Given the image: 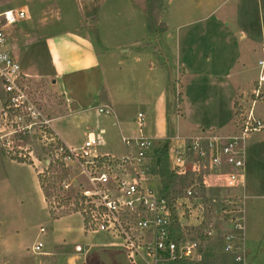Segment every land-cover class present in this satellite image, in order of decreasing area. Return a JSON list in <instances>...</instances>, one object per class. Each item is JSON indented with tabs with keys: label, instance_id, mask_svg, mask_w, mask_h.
I'll use <instances>...</instances> for the list:
<instances>
[{
	"label": "rangeland",
	"instance_id": "obj_1",
	"mask_svg": "<svg viewBox=\"0 0 264 264\" xmlns=\"http://www.w3.org/2000/svg\"><path fill=\"white\" fill-rule=\"evenodd\" d=\"M19 1L24 0H12L13 3L8 2L4 8L13 7ZM33 1L36 4L31 6L23 4L27 10L25 17L18 20L10 28L15 36L22 40L20 54L18 53L14 60L22 69L28 68L26 71L31 76L30 79L28 78V86L37 103L41 105L48 116L56 117L67 111L65 100L62 98V94L50 86L49 78L37 77H48L49 74L58 69V66L52 62L54 51L49 48L46 38L51 34H64L67 29L70 30L69 24L71 22L83 16L80 12H71L70 9L75 3L73 0ZM131 1H135V4L139 2L138 4L142 8L145 6L144 0ZM202 1L204 0H163L165 15L161 20L165 23L166 30L158 34L152 33L148 28L144 8L143 15L128 11L130 15L128 17L127 11H108V5L114 6L115 3H119L108 0L105 4L107 8L103 9L107 11L103 12L102 10L104 19L95 13L98 19L97 26L92 29L87 27L88 29L83 31L92 46L91 48L84 46L82 49L88 53H94L95 58H97V65L94 64V58L93 62H87L84 56L77 51L79 60L76 61L77 65L75 66L80 76L79 84L83 89V93L82 91L81 93L84 96L82 97L85 104H79V107L74 109H78L80 106H83L82 108L87 107V109L83 113H72L56 122V125L61 126L65 131V137H67L69 144L75 148L79 147L88 131H97L96 128L99 123L101 127L104 126L107 130L104 135L105 141L103 145L95 147L92 153H109L122 156L126 154V149L120 140V136L122 134V136L130 137L138 131V113L143 114L142 130L145 135L152 138L154 134H159L158 131L163 126L164 131L160 134L171 137L170 139L179 138V143L186 138L195 136L209 138L211 137L210 128L213 127L224 132L226 130L222 127L232 125V120L235 119L232 111L233 103L230 101V96L227 95L231 86L229 84L228 86L222 79V74L228 67V60L219 56L224 50L223 25L220 23H223L221 18L225 14L221 9L216 15L211 14L212 17L209 15L211 28L209 32L204 31L205 23L201 21L191 22L207 16L208 12H203L198 6ZM220 2L223 5L226 0ZM228 2L230 1L226 3ZM216 3L219 4L217 1ZM261 9L264 13V1L261 3ZM157 14L158 10L154 11V15ZM220 19L221 22H219ZM196 23L200 24L194 26ZM213 23H219L221 26ZM262 25H264V18ZM257 28L255 29L256 33ZM33 36L36 39L32 41ZM126 37H131V44L124 43L123 38ZM144 37L145 41L137 42ZM196 37L200 43L198 40L195 43ZM254 39V45H257V53L248 57L250 65L247 64L246 66L249 76L243 81L245 83L241 87L242 94L238 98L246 110L251 105L252 113L264 121V101L255 100L253 102L250 100L252 91L255 92L256 90L250 80L259 72L256 61L262 57L259 45L264 41V34L263 37L258 34ZM11 42L13 41L11 40ZM7 44L6 42L3 47H0V50L9 48V44ZM208 46H210L209 51L211 53L207 51ZM218 49L221 52L214 56V52ZM125 50L128 51L123 52ZM96 52L98 55L95 54ZM8 54L14 58L13 54L10 52ZM79 61L81 64H78ZM68 85L66 93L74 104L79 92L74 87V80ZM259 91L264 97V84L260 85ZM2 95L0 80V109L2 108ZM178 95H181L182 98L179 105H177ZM106 100L111 102L116 118L123 122L118 121V126L111 124L112 120L108 114H96L95 112V108ZM180 112L187 118H194L190 120L199 122L201 127L196 128V130L201 131V128H204L207 133L181 136V132L177 130L176 122L182 121ZM229 115L231 118L224 120ZM164 121L167 124H163ZM259 135L252 133L250 138ZM160 143L162 144L163 141ZM18 144L27 148V151L31 153L26 155L27 162H18L12 159L9 154L8 156L5 155V151L0 149L3 151L1 152L2 161L0 158V264H41L42 261L44 264H51L50 262L61 257L62 252L68 251L79 253L87 262V252L95 251L100 242H106L110 245L117 243L116 247L121 249L123 253L126 252L119 240L105 232L87 233L84 230V220L80 213H73L54 220L52 215L64 214L66 206L63 208L62 205L61 210H59L60 208L54 207V204L56 205L54 199L50 198L51 205H53L50 209L51 211L53 209L51 214L44 203L36 170L44 171L49 163L58 170L59 166L55 163L58 156L52 149L44 147L35 135L18 142ZM257 156L256 154L247 155V165L251 172L245 185L248 187L249 183L252 193L254 191L263 195L264 173L260 175L259 180L255 178L256 166L259 165L255 160ZM46 161L49 163L47 164ZM62 163L66 168L67 176L56 182L55 194L61 193L62 197L71 198L74 195L76 185L82 183L81 180H84V177H75L79 174V169L74 158L67 162L74 175L70 174L69 176L65 161ZM153 163H155V158ZM192 163V159H189L186 167H180L179 170L181 173L188 172L189 183L192 179L193 183L198 184L196 192L199 196L206 200L209 194L218 196L223 193L222 178L212 176L209 173L203 175L202 169L193 172ZM169 164L172 167L170 159ZM153 175L156 176L153 177L154 181L151 180L150 183L154 184V189H160L157 183L155 185V181H160V178L156 173ZM197 177H201V179L197 180ZM64 181L68 182L70 187L63 190L61 184ZM83 184H86V181ZM188 187L190 185H187L185 189ZM247 203H250L249 207H247ZM180 208L181 211L178 213L181 215V226L184 232L188 229L202 232L210 225L216 228L217 233L215 232L214 237L200 240L201 253L206 262H227L221 259L222 252L220 250L221 237L226 226L222 224L217 209L213 207L208 210L203 226L198 229L195 226L197 220H195L194 212L189 214L185 206ZM246 221H249L256 230V240L262 246L260 264H264V200H258V202L246 200ZM40 227H43L44 232H40ZM249 231L247 232L248 242L251 241L253 235ZM195 234L196 232H189L186 235L191 237ZM36 241L42 243L38 252L33 250ZM76 246L81 247L80 252L76 251ZM99 259H103V257ZM127 259L132 264H144L139 258L131 261L127 256ZM252 259L255 257L253 256ZM53 264H57V262Z\"/></svg>",
	"mask_w": 264,
	"mask_h": 264
},
{
	"label": "built area",
	"instance_id": "obj_2",
	"mask_svg": "<svg viewBox=\"0 0 264 264\" xmlns=\"http://www.w3.org/2000/svg\"><path fill=\"white\" fill-rule=\"evenodd\" d=\"M25 17L22 9H10L0 14V47L7 41V29ZM262 57L258 60L261 69L258 85L264 84V42ZM31 76L21 71L19 64L6 52L0 50V80L2 84V108L0 109V149L9 156L25 159L31 153L18 142L35 135L44 147L52 149L60 160L67 162L74 158L78 176L82 183L76 185L70 198L71 207H76L84 220L87 232L102 231L119 240L131 261L141 259L145 264H170L177 260L200 261V239H182L176 242L171 235L172 209L176 211L181 226L180 207L185 206L189 214L194 212L195 226H203L210 208H216L218 216L226 226L221 237L223 252L232 257L230 262L207 264H245L244 256V197L230 193L237 186L244 171V146L254 132L264 128L263 121L252 113V106L246 110L239 106L235 116V132L230 136L211 133V137L169 139V159L172 168L181 173L192 159V171L202 169L203 175L222 178L223 193L207 195L205 200L196 192L197 183L185 190V195L170 203L154 189L152 170L158 163L156 149L162 144L142 131L143 114L138 113V133L133 137H121L126 154H93L95 147L104 144L100 135L88 136L77 148L58 145L51 129L53 116H48L37 103L28 86ZM259 96V90L255 92ZM97 112L109 114L110 108L102 106ZM155 158V163L153 159ZM48 164L49 161H46ZM205 177V176H203ZM86 181V184H83ZM64 181L61 188L68 189ZM60 194V195H59ZM58 196L62 197L61 193ZM54 199V198H53ZM188 213V212H187ZM182 227V226H181ZM183 228V227H182ZM40 232H44L40 227ZM216 228L207 226L202 234L206 239L216 235ZM41 242L33 246L40 251Z\"/></svg>",
	"mask_w": 264,
	"mask_h": 264
},
{
	"label": "crops",
	"instance_id": "obj_3",
	"mask_svg": "<svg viewBox=\"0 0 264 264\" xmlns=\"http://www.w3.org/2000/svg\"><path fill=\"white\" fill-rule=\"evenodd\" d=\"M107 1L108 0H73V3L75 2L76 4L74 3V6L72 5V8L70 9L71 12L72 13L80 12V13H82L83 17L76 20V21L71 22L69 24L70 30L67 29L64 32V34H62V35L51 34V36H47V38H46L49 48L54 51V54L52 56V62L58 66V69L56 72L49 74L48 77L47 76L46 77L37 76V77L49 78L50 79V86L54 90H56L60 94H62V96H63L62 98L65 100V108L67 111L64 112V114H61L59 116H56V117L54 116V118L52 119L50 124H51V129H52L53 133L55 134V136L58 138V140L61 141L65 146H68V147H74V146L69 144V142L67 141V137H65V133H64L65 131L62 129L61 126H57L56 122L66 118L67 116L71 115L72 113H74V114L83 113L84 110L87 109V107L82 108L83 106H80V108H78V109H74L76 107H79V104H83V105L85 104V102L83 100L84 96L82 94L83 89L81 88V85L79 84V80H80L79 77L80 76H79L78 72L76 71V67H75L77 65L76 61L79 60V58L77 56V51H79L80 55L84 56L85 61H87V62L92 61L93 62V58H94V64L97 63V60H96L97 58H95L94 53H88V52H86L85 49H82L84 46H86L87 48H91V46H92L91 42L88 40V38H86L83 31L88 29V28L92 29L94 26H97L98 19H97V14H95V13H98L100 18L104 19V15L102 13L107 11V10H103L107 7H108V11H111V12H116V11L126 12L127 11V15H129L128 11H130V12H133L134 14H139V15L142 14L143 15V8L140 4H138L139 2H136V4H135L134 3L135 1L132 2L131 0H113V1H116L119 3H117V4L115 3L114 6H111V5L107 6V5H105ZM109 1H111V0H109ZM216 1L219 2V4L216 3ZM220 1L221 0H204V1H202V3L198 4V6L201 7L203 12H206V13L208 12L207 16H203V18H201V19L198 18L196 20H192L191 22L201 21L202 23H205L203 29H204V31L207 30L206 32H209V29L211 28L210 21H209V15L212 17L211 14L216 15V13H218L221 9L224 11L225 15L222 16V18H221L223 23H220L221 25H223V33H224V50L222 51L223 55L220 53L221 52L220 49L215 51L213 55L215 56L216 54L220 53L219 56L227 58V60H228V67H227V70L222 74V77H223L222 79H223V81H225L227 83V85L229 84L231 86V90H229L227 95L230 96V101H231V103H233L232 104L233 105L232 111H233V115L235 116L234 103L237 102L238 107L243 106L242 102L239 101L238 96H240L242 94L241 87H243V84L245 83L243 81H245L247 76H249L248 71H247L248 67L246 66L247 64L250 65V62L248 61V57L252 54L255 55L257 53V45H254V43H255L254 38L258 34H260L261 37H263V34H264V25H262L264 13L262 12V9H261V3L264 0H226V2L227 1H230V2H228V3L225 2V4H223V5H221L222 2H220ZM8 2L13 3L12 0H0V14L4 11L10 10V9H22L26 13L27 10H26L25 6H23V4L30 5V6L33 4H36L33 0H26V1L24 0V1H19L18 4L16 3V5L13 7L4 8V5L8 4ZM102 10H103V12H102ZM164 15H165V7H164V12H163L162 18L164 17ZM128 17H130V15ZM221 19L219 20V22H221ZM215 22H217V21H215ZM199 24L200 23H196V24H194V26L199 25ZM213 24L220 25L219 23H213ZM257 26H258V28H257ZM10 28H12V27H9L7 29L8 36H7V41H6L9 44V48H6L5 51L13 54L14 55L13 59H15L16 55L18 56V53L20 54L19 51H20V47L22 45V40L18 39L15 36L14 32L12 30H10ZM256 28H257V33L255 30ZM35 39H36V37L33 36L32 41ZM123 39L125 41L124 43H126V44L132 43L131 37H129V38L126 37ZM11 40L13 42H11ZM142 40L145 41L146 40L145 37L141 38L137 42H142ZM193 40H194V38H193ZM197 40H198V43H200V40L197 37H196L195 43L197 42ZM263 42L261 45H259L261 47V51L263 48L262 47ZM209 48H210V46L207 47L208 52H210ZM80 51H84V52H80ZM126 51H128V50H125L123 52H126ZM176 53L178 54V52H176ZM95 54L98 55L97 52ZM262 54H263V52H262ZM259 59H261V57L258 58L256 61V64L258 67H259V65H258ZM78 64H81V62L79 61ZM149 66H150V64H149ZM20 68H21V66H20ZM26 69H28V68L27 67H25V69L21 68V71L25 74L30 75L28 73V71H26ZM260 71H261V69L259 67L258 74L256 76H253L250 80L253 82V84L255 86V89H256L255 92L257 90H259V87H260L258 85V77H259ZM189 75H191V74H189ZM73 80H74V87L79 92V94H78L79 96H78V98H76L77 101H75L74 104H73V102L70 101L68 93H66V91L69 87V85H68L69 82L72 83ZM231 82H232V84H231ZM56 84H57V86H56ZM81 84H82V82H81ZM81 91H82V93H81ZM88 92L91 93L90 91H88ZM255 92L252 91L253 94L250 96V100H252L253 102L255 100H263L264 101V97H262V94L260 93L261 91H259V96H260L259 98L255 97V95H254ZM237 98H238V100H237ZM177 101H178L177 105H179V103H181V101H182L181 95H180V100L178 98ZM110 103H111L110 101L106 100V102H103L102 104H100L98 107L95 108V112H96V114H100L97 112V108L102 107V106H108L110 108V113L108 114V116L112 120L111 124L113 126H118L119 119L116 118L117 116H115ZM116 115H117V111H116ZM180 118L182 121H180V123H178L179 121H176V122H177V130H179L181 132V134H180L181 136H190V135H195L197 133H200V134L201 133H203V134L207 133L204 128H201L202 129L201 131L196 130V128L201 127V126H199V122H197L195 120H190V119H194L193 117L187 118L186 115L181 113ZM229 118H231V115H229L228 118H224V120H227ZM257 118H259L261 121H263L260 117H257ZM119 122H121V121H119ZM121 123H123V122H121ZM234 123H235V119L232 120L231 126L222 127L224 130H226L224 132L218 131L219 129L216 130L212 127V128H210L209 133L210 134L216 133L220 136H230L235 132V124ZM163 124H167V123L164 121ZM263 124H264V121H263ZM96 129H97L96 132L88 131L86 133V137H85L84 141L88 138V136H93V135L94 136L100 135L104 140V135L107 131L106 128L104 126L101 127L100 124L98 123ZM163 131H164L163 126H161L159 131H158L159 134H154L152 136V139H154V141L156 143H158L160 141L164 142V141H167L171 138V137L170 138L165 137L163 134H160ZM263 132H264V128L261 131L254 132L256 134L257 133L260 134L259 136L252 137V138H250V136L248 137L249 139H247V142L245 143V146H244V171H243L242 177H241L240 181L238 182L237 186L234 187L232 190H230L231 194L244 197V207H243V214H244V238L243 239H244V241H243V247H244L245 264H260V260H261L260 255L262 252V246H260L259 242L256 240V238H257V234L255 232L256 230H255L254 226L252 224H250L249 221H246V200L249 199V200H253L254 202H258V200H264V194L263 195L257 194L254 191L252 193L250 184L248 183V185H247L250 188L249 189L248 187H246L245 182L247 184V178L248 177L250 178V172H251L248 168V165H247V155H249V156H253L254 154L258 155L255 158L257 165L259 164L258 166H256L255 178L257 180H259L260 175H263V173H264V134H261ZM137 133H138V131L136 133H133L130 136L131 137L136 136ZM121 137H122V134L120 136V140H121ZM148 137L151 138V136H148ZM125 149H126V147H125ZM126 151H127V149H126ZM1 152H3V151H0V158L2 161ZM4 154L7 155L5 152H4ZM111 155H113V154H111ZM67 170H68L69 176H70V174L74 175V172H72L71 169H69L68 164H67ZM39 172H42V171L36 170L37 175ZM75 177L78 178V175ZM153 181H154V179H153ZM38 183H39V180H38ZM156 183L160 187V185H161L160 181L156 180L155 185H156ZM152 185H154V184H152ZM39 186H40V183H39ZM40 189H41V187H40ZM41 191H42V189H41ZM248 191L251 193H249ZM42 194H43V192H42ZM43 198H44L43 200H44V203L46 204V207L50 210V208H49V206L45 200L44 195H43ZM249 206H250V203H247V207H249ZM73 213H78V212H71V213L62 214L59 216L52 215V218H54V220H57V219H61V218L65 217V216L72 215ZM84 230H85V227H84ZM248 230H250L249 232H251L253 234L251 236V241H249V242L247 240ZM87 233H93V232H87ZM109 236H111V235H109ZM36 242H40V241H36ZM255 243H258V245H255ZM116 244L110 245L109 243L107 244L106 242H100V245L98 244L99 247H97V249H95V251L87 252V254H86V255H88L87 256L88 258L86 259L87 262L84 261L83 257H81V255H79V253H76L73 251H68V252H62L61 257L59 259H57L56 261H52L50 263L53 264V263L57 262V264H98L100 262L99 264H132L130 261H128L127 256H126V252L123 253L121 251V249H118L116 247L117 246ZM76 247H77L76 251L80 252L81 247L80 246H76ZM220 250L222 252L221 259L223 261L230 262L232 259L231 255L229 253L223 252L222 248ZM253 256L255 257V259H252ZM102 257H103V259H99ZM227 262H224V263H227ZM41 264H44V262L42 261Z\"/></svg>",
	"mask_w": 264,
	"mask_h": 264
},
{
	"label": "trees",
	"instance_id": "obj_4",
	"mask_svg": "<svg viewBox=\"0 0 264 264\" xmlns=\"http://www.w3.org/2000/svg\"><path fill=\"white\" fill-rule=\"evenodd\" d=\"M145 6L144 13L146 17V22L148 25V28L152 31V33L158 34L161 32H164L166 30L165 23L161 20L164 12V3L163 0H144ZM158 10V14L154 15V11ZM258 96L257 98H259ZM178 98L180 100V95H178ZM235 108V116L240 112L238 103H234ZM168 142L165 141L161 146H158L156 149V156L158 157V163L156 167L152 170L153 173H156L160 178V195L164 198H166L170 203H173L178 198H181L185 195V187L187 185H192L193 180H190V183L188 181L189 174L186 173H179L172 167H170L169 164V147ZM58 145H63L61 141L57 139ZM12 159L17 160L18 162H27L25 159L16 158L15 156H11ZM30 163V162H29ZM55 163L59 166V169L57 170L55 167L49 163V166L42 172H39L37 177L40 183V187L42 189L43 195L45 197V200L50 207V209L53 207L51 205L50 198H54V201L56 202V205L54 204L55 208H60L63 205L66 206V212H77L76 207L69 206L70 204V198L69 197H60L58 194H55L56 190V182L58 180H61L67 176L66 168L64 166V163L60 160V157L55 159ZM197 180H200L201 177H197ZM189 183V184H188ZM54 195V196H53ZM51 211V210H50ZM53 212V209L51 213ZM62 215V214H60ZM59 216V215H56ZM186 232H196L195 235H192L191 237H187L188 233ZM187 234V235H186ZM171 235L172 238L178 242L180 240L184 239H206L202 232L194 231L188 229L184 232V229L179 225L177 221L176 211L172 209V226H171ZM205 257L200 261H186V260H177L174 262H171L170 264H207Z\"/></svg>",
	"mask_w": 264,
	"mask_h": 264
}]
</instances>
